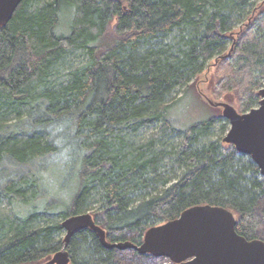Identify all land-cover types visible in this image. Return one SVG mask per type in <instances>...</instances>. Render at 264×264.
Here are the masks:
<instances>
[{
  "label": "trees",
  "instance_id": "1",
  "mask_svg": "<svg viewBox=\"0 0 264 264\" xmlns=\"http://www.w3.org/2000/svg\"><path fill=\"white\" fill-rule=\"evenodd\" d=\"M261 1L21 0L0 27V207L11 208L0 209V264L45 262L62 248L61 221L89 210L110 242L139 244L200 204L231 210L237 233L257 237L264 178L222 141L227 120L181 128L169 109L207 67L215 96L239 112L258 104ZM65 148L71 162L56 163ZM66 250L69 264H118L90 228Z\"/></svg>",
  "mask_w": 264,
  "mask_h": 264
},
{
  "label": "water",
  "instance_id": "2",
  "mask_svg": "<svg viewBox=\"0 0 264 264\" xmlns=\"http://www.w3.org/2000/svg\"><path fill=\"white\" fill-rule=\"evenodd\" d=\"M20 2L0 0V27L7 24ZM257 95L258 104L244 112L224 101H207L221 107V115L228 122L222 141L249 155L264 178V83ZM61 225L62 248L40 264H69L66 245L81 228L96 232L106 248L132 249L138 254L166 258L173 264H264V241L237 233L234 213L222 206L188 207L178 217L149 227L139 244L130 240L108 241L105 230L95 223L89 211L69 215Z\"/></svg>",
  "mask_w": 264,
  "mask_h": 264
},
{
  "label": "rangeland",
  "instance_id": "3",
  "mask_svg": "<svg viewBox=\"0 0 264 264\" xmlns=\"http://www.w3.org/2000/svg\"><path fill=\"white\" fill-rule=\"evenodd\" d=\"M261 0H256V4H261ZM64 21H67L64 19ZM115 23V19L111 22V26ZM67 30L65 24L62 25V30ZM239 27H237L234 31L237 32ZM217 79L213 73V68L207 67L206 70L193 81V83L188 87L185 92V87L179 88L175 94V98L179 99L177 102L169 109V116L175 120V123L181 127L186 128L192 123L202 120L210 115H221L222 108L219 106H214L208 103L207 100L211 101H224L230 103L234 107L236 106L235 99L232 101H228L221 96H215L213 91V86H215ZM256 106V105H255ZM253 106V107H255ZM236 108V107H235ZM217 131L219 130L218 126L216 127ZM228 129V128H227ZM227 131V130H226ZM226 133V132H225ZM224 133V134H225ZM219 136V131H218ZM224 136V135H223ZM60 195V193H57ZM50 197L56 199L58 196L54 195L53 192H49ZM62 197V196H61ZM63 197H67V191H63ZM264 207V203L258 207V214L260 218L262 217L260 214L262 213V209ZM55 208L59 210L63 209V205H55ZM1 211L5 214H11V208L7 201H4L0 207ZM91 213V210H89ZM258 239H262L264 241V217L261 218V224L257 230ZM116 260L118 264H173L169 262L166 258H156L153 256H149L146 254H138L136 251L132 249H116Z\"/></svg>",
  "mask_w": 264,
  "mask_h": 264
},
{
  "label": "clouds",
  "instance_id": "4",
  "mask_svg": "<svg viewBox=\"0 0 264 264\" xmlns=\"http://www.w3.org/2000/svg\"><path fill=\"white\" fill-rule=\"evenodd\" d=\"M56 143L59 144L60 141L57 140ZM68 151H69V150L66 149V148L63 149L62 151H60V152L57 154V156L53 158L54 161H55L56 163H59V164H67V163H70L71 160H72V157H70V156L68 155Z\"/></svg>",
  "mask_w": 264,
  "mask_h": 264
}]
</instances>
